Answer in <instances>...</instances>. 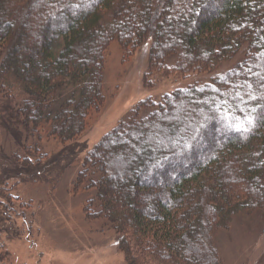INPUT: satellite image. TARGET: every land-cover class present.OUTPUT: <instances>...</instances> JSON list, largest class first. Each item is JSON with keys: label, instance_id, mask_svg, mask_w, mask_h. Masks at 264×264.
<instances>
[{"label": "trees", "instance_id": "16d2710c", "mask_svg": "<svg viewBox=\"0 0 264 264\" xmlns=\"http://www.w3.org/2000/svg\"><path fill=\"white\" fill-rule=\"evenodd\" d=\"M149 39L147 76L244 60L105 133L78 174L95 191L85 212L113 227L126 264H222L216 233L264 208V0H0V96L28 137L74 141L105 104L111 43L130 57Z\"/></svg>", "mask_w": 264, "mask_h": 264}, {"label": "rangeland", "instance_id": "374dc122", "mask_svg": "<svg viewBox=\"0 0 264 264\" xmlns=\"http://www.w3.org/2000/svg\"><path fill=\"white\" fill-rule=\"evenodd\" d=\"M9 22L15 23L14 17ZM151 45L149 39L127 57L117 42L111 43L103 66L105 104L74 141L64 143L45 134L29 138L15 117L16 103L0 96V264H126L113 227L86 215L95 191L77 186L85 156L139 102L151 98L159 103L166 94L209 84L244 60L239 54L202 75L147 76ZM127 144L123 152L130 148ZM117 151H110L114 159L126 158ZM214 241L222 264H264V208L235 218Z\"/></svg>", "mask_w": 264, "mask_h": 264}]
</instances>
